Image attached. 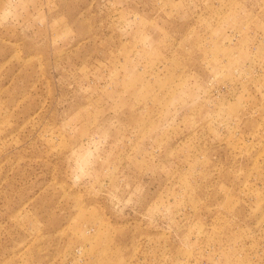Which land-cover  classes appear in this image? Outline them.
Wrapping results in <instances>:
<instances>
[{"label": "rangeland", "instance_id": "374dc122", "mask_svg": "<svg viewBox=\"0 0 264 264\" xmlns=\"http://www.w3.org/2000/svg\"><path fill=\"white\" fill-rule=\"evenodd\" d=\"M0 264H264V0H0Z\"/></svg>", "mask_w": 264, "mask_h": 264}]
</instances>
